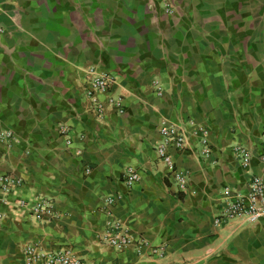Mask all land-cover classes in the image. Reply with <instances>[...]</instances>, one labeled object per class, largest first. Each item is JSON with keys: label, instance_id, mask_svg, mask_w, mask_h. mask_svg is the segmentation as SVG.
Returning <instances> with one entry per match:
<instances>
[{"label": "crops", "instance_id": "0c3cea01", "mask_svg": "<svg viewBox=\"0 0 264 264\" xmlns=\"http://www.w3.org/2000/svg\"><path fill=\"white\" fill-rule=\"evenodd\" d=\"M88 66L122 113L96 114ZM160 122L184 135L166 147L184 190L156 152ZM1 130L0 175L21 183L0 190V264L32 242L95 264H264V218L213 223L224 188L264 179V0H0ZM105 196L133 239L121 250L102 238ZM39 198L55 217L29 213Z\"/></svg>", "mask_w": 264, "mask_h": 264}, {"label": "built area", "instance_id": "2783aa9c", "mask_svg": "<svg viewBox=\"0 0 264 264\" xmlns=\"http://www.w3.org/2000/svg\"><path fill=\"white\" fill-rule=\"evenodd\" d=\"M163 11L165 13H170L172 11L171 6L167 2L163 4ZM85 73L88 75L89 79L87 85L84 87L83 94L90 100L96 114L101 115L105 106H110L118 113H122L123 109L121 107L120 96H107L105 102L99 100V95L106 94L110 86L112 80L110 75L105 73L97 74L92 66L86 67ZM157 91L159 92L160 90L157 89ZM202 129L203 128L199 127L198 131L202 132ZM59 132L65 134L67 128L65 126H60ZM158 133L160 135V142L156 145V152L165 163L177 187L180 190H184V174L180 169L174 167L171 156L166 152V147L169 145L176 149H181L185 144L184 135L174 125L164 122H160ZM11 136L9 131L1 130L0 142L8 145L7 142L11 139ZM69 142V137H66L65 143L68 144ZM202 142L205 143V139H202ZM232 150L235 156L240 159L242 166H246L250 158V152L240 145H234ZM208 152L209 149L205 145L202 149V153L206 156ZM257 158L259 161L264 162V139L257 153ZM87 171L88 168H85V172ZM137 178L138 175L133 169H126V183L131 184L136 181ZM20 183L21 179L19 177L7 174L0 175V190L3 193H9L11 188ZM246 187L247 189L243 193L231 190L227 187L223 189V204L218 215L213 218L214 224L218 225L232 219H238L240 222L253 224L259 219L264 218V179L258 175H250ZM103 200L105 221L102 238L116 250H121L132 243V236L128 228L122 224L120 219L115 218L109 210L113 198L111 196H105ZM19 205H24V201L19 200ZM28 210L36 220L40 221L52 219L56 215L52 203L44 198L35 199ZM144 243L145 242H142V244ZM20 253V264H95L75 256L70 249L61 248L51 251L43 249L38 242L22 244Z\"/></svg>", "mask_w": 264, "mask_h": 264}]
</instances>
